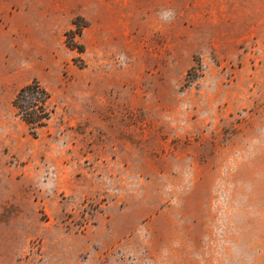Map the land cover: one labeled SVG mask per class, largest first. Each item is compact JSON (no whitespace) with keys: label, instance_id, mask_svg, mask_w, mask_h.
Segmentation results:
<instances>
[{"label":"rangeland","instance_id":"374dc122","mask_svg":"<svg viewBox=\"0 0 264 264\" xmlns=\"http://www.w3.org/2000/svg\"><path fill=\"white\" fill-rule=\"evenodd\" d=\"M82 1L0 0L45 23L0 40V264H264V12L108 0L91 26ZM33 79L35 134L11 105Z\"/></svg>","mask_w":264,"mask_h":264},{"label":"crops","instance_id":"0c3cea01","mask_svg":"<svg viewBox=\"0 0 264 264\" xmlns=\"http://www.w3.org/2000/svg\"><path fill=\"white\" fill-rule=\"evenodd\" d=\"M26 6H34L41 14L44 11L57 12L61 9H67L65 0H24ZM219 5L221 2L222 10L230 12H264V0H218ZM84 16L89 22V25H101L104 22L105 12L108 8V0H83ZM247 23H252L250 20ZM53 24V23H48ZM27 26L24 32L20 28V23H0V40L9 39L14 41L18 40L21 36L42 35L43 23L42 16L37 23H24ZM23 25V26H24ZM29 27H36L35 29ZM29 28V29H28ZM40 28V32L38 31ZM13 49H17L16 45L11 44Z\"/></svg>","mask_w":264,"mask_h":264},{"label":"trees","instance_id":"16d2710c","mask_svg":"<svg viewBox=\"0 0 264 264\" xmlns=\"http://www.w3.org/2000/svg\"><path fill=\"white\" fill-rule=\"evenodd\" d=\"M68 46L81 50L74 42ZM49 99L48 90L38 80L33 79L22 86L11 100L16 116L27 125L31 134H35L37 128L44 126L53 112V108L49 106Z\"/></svg>","mask_w":264,"mask_h":264},{"label":"clouds","instance_id":"9594fccd","mask_svg":"<svg viewBox=\"0 0 264 264\" xmlns=\"http://www.w3.org/2000/svg\"><path fill=\"white\" fill-rule=\"evenodd\" d=\"M160 18L165 22H171L175 18V10L174 9H165L161 13H159Z\"/></svg>","mask_w":264,"mask_h":264}]
</instances>
